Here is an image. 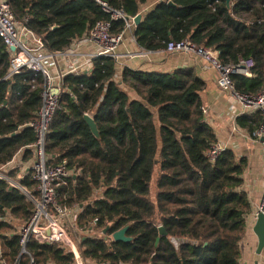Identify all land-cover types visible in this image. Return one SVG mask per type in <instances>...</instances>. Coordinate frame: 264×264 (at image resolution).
<instances>
[{
  "label": "trees",
  "instance_id": "1",
  "mask_svg": "<svg viewBox=\"0 0 264 264\" xmlns=\"http://www.w3.org/2000/svg\"><path fill=\"white\" fill-rule=\"evenodd\" d=\"M17 21L45 41L53 52L67 50L98 22L110 34L127 29V20L141 14L134 27L136 45L147 52L165 50L169 42L189 40L212 49L222 65L251 58V76L233 75V90L256 95L264 87V0H8ZM125 20H115L111 12ZM171 3L173 6H169ZM10 56L0 38V170L26 193L38 198L32 172L19 175L11 166L33 158L36 133L30 124L42 105L43 78L23 69L8 76ZM59 107L45 143L49 165L71 172L56 188L57 205L74 211L81 233L78 249L90 264H239L240 244L251 213L241 191L247 167L230 150L210 161L217 143L204 121L200 92L204 82L190 68L170 73L128 67L117 78L116 61L99 57L86 72L67 74ZM131 93V95L129 94ZM91 116L95 139L83 116ZM235 124L255 139L258 113L242 114ZM35 207L17 187L0 178V264L19 254V235L12 220L27 223ZM108 226L105 234L103 231ZM159 226L166 235L160 236ZM127 227L130 242L111 235ZM37 264H75L63 243L32 241Z\"/></svg>",
  "mask_w": 264,
  "mask_h": 264
},
{
  "label": "built area",
  "instance_id": "2",
  "mask_svg": "<svg viewBox=\"0 0 264 264\" xmlns=\"http://www.w3.org/2000/svg\"><path fill=\"white\" fill-rule=\"evenodd\" d=\"M99 4L105 12H111L105 4L101 2ZM111 15L115 20H125L118 12H111ZM133 19L125 20L127 28L135 27ZM25 22L26 20L20 22L15 19L8 0H0V38L3 40L5 49L10 56V71L7 77L19 74L23 69H26L40 73L43 78L42 105L37 113V119L30 124V127L36 133L35 143L30 146L33 154L31 172L32 179L36 182L35 191L39 197L35 198L27 193V197L33 203L35 210L30 220L18 230L20 251L10 264H37L34 255L29 250L32 241L43 244L61 242L67 245L74 254L75 264H88L81 259L78 249L79 239L78 242H74L66 231L67 221L72 215L76 217L78 210H67L57 205L55 199L56 188L63 179L70 176L71 172L63 165L48 164L45 143L51 120L59 107L64 91V76L86 72L92 61L99 57L113 58L117 61L116 51L122 41V34H110V24L98 22L83 39L74 41L67 50L53 52L46 47L41 36H38L24 25ZM85 43L93 45L95 51L90 55L72 52L76 47H80ZM162 52L166 54L194 53L214 69L218 74V88L231 94L235 102L240 105L242 114L258 113L260 115L261 124L255 133V140L260 141L264 152V87L256 95H243L234 92L231 79L233 75L251 76V69L254 65L251 58L240 59L235 65H222L212 49L195 47L187 39L180 42H169ZM74 57L78 61L72 62L68 69L64 71L60 64ZM225 150L226 148L223 145L216 143L208 152V158L213 161ZM0 178L9 183L13 182L8 176L1 173ZM259 213L264 217V177L259 203L247 216V222L250 219L254 221ZM1 252L0 249V256ZM260 255L262 256L261 264H264V250Z\"/></svg>",
  "mask_w": 264,
  "mask_h": 264
},
{
  "label": "crops",
  "instance_id": "3",
  "mask_svg": "<svg viewBox=\"0 0 264 264\" xmlns=\"http://www.w3.org/2000/svg\"><path fill=\"white\" fill-rule=\"evenodd\" d=\"M159 0H152L141 8V12L151 10ZM134 28H127L122 33V41L117 48V78L123 68L128 67L141 71H161L170 73L178 68H190L195 76L203 80L204 88L200 92V101L204 121L213 130L217 143L234 153L237 159L244 158L247 167L243 172V185L241 191L245 192L253 211L259 203L262 192V180L264 177V152L258 140L237 128L235 119L242 114L240 105L235 102L231 94L221 90L217 86V72L212 69L203 59L194 53L166 54L162 51L147 52L139 48L133 38ZM95 51L93 45L82 44L76 47L74 53L90 55ZM78 60L69 58L60 64L62 69L67 70L73 62ZM131 95V93L129 92ZM11 166L19 168V175L31 171V161H21L19 153L11 162ZM253 222H247V231L240 244L239 264H261L262 256L256 254L257 238L252 231ZM3 245V244H2Z\"/></svg>",
  "mask_w": 264,
  "mask_h": 264
},
{
  "label": "water",
  "instance_id": "4",
  "mask_svg": "<svg viewBox=\"0 0 264 264\" xmlns=\"http://www.w3.org/2000/svg\"><path fill=\"white\" fill-rule=\"evenodd\" d=\"M223 1L225 2L226 8H230V0H223ZM168 5L173 6L171 3H168ZM140 20H141V14H137L133 19V23H134L135 27L140 23ZM83 119H84L85 123L87 124V126L89 127L91 134L94 136L95 139L98 140L99 139V132L97 130V127H96V124H95L93 118L91 116L85 114L83 116ZM11 183L15 187L20 189L26 196H28V194L18 185L17 182L13 181ZM107 230H108V226L103 231V234H105ZM126 231H127V227H124L121 230L113 233L111 235V238L113 239L114 242H125V243L130 242L131 238L126 236ZM252 231L257 238L256 254L260 255L261 252L264 250V217L262 214L259 213L256 216V218L253 222ZM158 232H159L160 236L166 235L164 228L161 226H159Z\"/></svg>",
  "mask_w": 264,
  "mask_h": 264
},
{
  "label": "rangeland",
  "instance_id": "5",
  "mask_svg": "<svg viewBox=\"0 0 264 264\" xmlns=\"http://www.w3.org/2000/svg\"><path fill=\"white\" fill-rule=\"evenodd\" d=\"M0 173L2 175L7 176L8 174V169L5 167L3 170L0 171ZM75 216L72 215L69 220L67 221V225H66V231L69 235V237L74 241V242H78V238L81 235V233L79 231H77L76 227H75ZM11 224L13 225L15 232H17L19 230V228L23 225L22 222L20 221H14L12 220ZM73 242V243H74ZM0 249L5 252L4 246L2 245V243L0 242ZM90 264V263H88Z\"/></svg>",
  "mask_w": 264,
  "mask_h": 264
}]
</instances>
